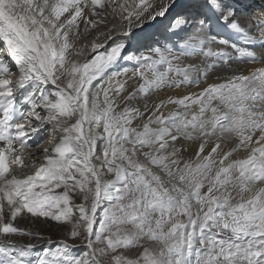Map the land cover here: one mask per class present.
I'll return each instance as SVG.
<instances>
[{
	"label": "snow or ice",
	"instance_id": "6c2138e0",
	"mask_svg": "<svg viewBox=\"0 0 264 264\" xmlns=\"http://www.w3.org/2000/svg\"><path fill=\"white\" fill-rule=\"evenodd\" d=\"M0 264H264V0H0Z\"/></svg>",
	"mask_w": 264,
	"mask_h": 264
},
{
	"label": "bare ground",
	"instance_id": "6f19581e",
	"mask_svg": "<svg viewBox=\"0 0 264 264\" xmlns=\"http://www.w3.org/2000/svg\"><path fill=\"white\" fill-rule=\"evenodd\" d=\"M109 23H111V18H109ZM94 34V33H93ZM36 151H40V149H36Z\"/></svg>",
	"mask_w": 264,
	"mask_h": 264
},
{
	"label": "rangeland",
	"instance_id": "374dc122",
	"mask_svg": "<svg viewBox=\"0 0 264 264\" xmlns=\"http://www.w3.org/2000/svg\"><path fill=\"white\" fill-rule=\"evenodd\" d=\"M42 227H46V226H42ZM52 235L55 236V235H57V233L56 232H53Z\"/></svg>",
	"mask_w": 264,
	"mask_h": 264
}]
</instances>
